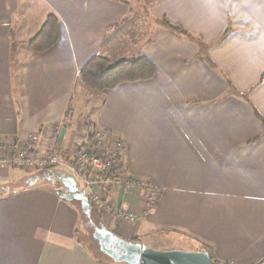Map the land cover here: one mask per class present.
I'll return each instance as SVG.
<instances>
[{
	"label": "crops",
	"instance_id": "1",
	"mask_svg": "<svg viewBox=\"0 0 264 264\" xmlns=\"http://www.w3.org/2000/svg\"><path fill=\"white\" fill-rule=\"evenodd\" d=\"M50 16L59 39L35 53ZM95 57H145L157 72L98 92L80 81ZM263 119L264 0H0V158L75 152L90 125L121 141L119 186L104 198L138 220L99 213L119 237L171 234L218 264L262 263ZM65 172L0 168V264H113L80 239ZM130 182L158 190L152 210Z\"/></svg>",
	"mask_w": 264,
	"mask_h": 264
},
{
	"label": "built area",
	"instance_id": "2",
	"mask_svg": "<svg viewBox=\"0 0 264 264\" xmlns=\"http://www.w3.org/2000/svg\"><path fill=\"white\" fill-rule=\"evenodd\" d=\"M87 130L88 136L90 138H95L96 140L94 141V143L96 142L95 147L97 149L101 148L105 150V157L107 158L106 163H102L100 159L95 158L93 156L94 154L92 153L93 155H91L90 152H88L86 149L80 150L79 154L76 157L72 158L70 162H67L65 156L62 155L46 157L36 151H20L16 159L5 160L0 158V168H6L15 165L20 168L24 167L26 170L42 171L45 169H49L50 167L59 168L61 170H68L70 175L74 179H76L77 181H81L84 185L87 186L86 188L88 193L94 194V201H96L97 204H100V196L95 192L97 184L87 181L89 170H91V172L95 171L99 174H103L105 172H111L112 174L113 172H115V169L119 168L120 154L123 151L124 144L119 140L112 141L111 137L106 132L98 130L92 125L88 126ZM1 149L2 147L0 146V150ZM87 170L88 172L86 174ZM128 186L132 188L145 189L147 192L146 208L148 211L152 210L158 200V190L146 184L139 185L132 182L128 183ZM117 213L118 217L125 222L135 223L138 220V217L131 212L120 211Z\"/></svg>",
	"mask_w": 264,
	"mask_h": 264
},
{
	"label": "rangeland",
	"instance_id": "3",
	"mask_svg": "<svg viewBox=\"0 0 264 264\" xmlns=\"http://www.w3.org/2000/svg\"><path fill=\"white\" fill-rule=\"evenodd\" d=\"M129 39H132V37H130ZM94 141H96L95 138H90V144L77 148V151H75V152H71V151H67V150L66 151H55L54 148L51 147L44 154H41L40 152L39 153L43 156H46V157L62 155V156H65V159L67 160V162H70L72 160V158L76 157L79 154L80 150L86 149L88 152H90L91 155L94 154L93 156L95 158L100 159L102 163H106L107 158L105 157L106 156L105 150L101 149V148L97 149L95 147L96 142L94 143ZM90 149H92L94 152ZM36 152H38V151H36ZM54 168L55 167H53V168L50 167L49 169L42 170V172L53 170ZM22 169H25V168L23 167ZM55 169H57V168H55ZM27 171L37 172L38 170H27ZM64 171L69 172L68 170H64ZM118 171H119V168H116L115 172H113L112 174H111V172H105L103 174H99L95 171L91 172V170H89V173L87 176V181L97 184L95 192L98 193L97 195L100 196V200H101L100 204H97L96 201H94V194L88 193L87 188H86L87 186L84 185L81 181H77L78 189H80L81 191L85 190L88 194V197L90 198V203H91V207L93 210V217L92 218L94 219L93 222H95L97 224V226H98V219H101L99 216V213L100 214L104 213L106 216H115V215L118 216V213H116V211H114V209H112V206H111L112 203L107 202L106 199L104 198L105 197L104 194H105L106 190L108 191L109 189L114 188L117 185L119 186V184H118ZM87 172H88V170L86 171V174H87ZM77 205L81 211L82 217L84 218V222L80 227V232H81L80 233V236H81L80 239L83 240V242H85L86 245H88V247L92 250V252L95 255H97L100 259L107 260L99 252V243L97 242V240L95 238V232H96L95 228L93 226L87 227L88 219L83 214V210H82L81 205L80 204H77ZM114 213H115V215H114ZM177 237L178 236L171 235V234H161V235L157 234V235H153V236L152 235L145 236V237H143L142 240H140L139 242H136V240L127 239L125 235H124V238H122L120 236V238H122L123 240L134 241L135 243H141V244L145 245L147 248H150V249H153L156 251H180V252H198V251H200V246L198 244L193 243V242L190 243L188 240H185L184 238L178 239ZM185 242H189V243H185ZM113 264H115V263H113Z\"/></svg>",
	"mask_w": 264,
	"mask_h": 264
},
{
	"label": "trees",
	"instance_id": "4",
	"mask_svg": "<svg viewBox=\"0 0 264 264\" xmlns=\"http://www.w3.org/2000/svg\"><path fill=\"white\" fill-rule=\"evenodd\" d=\"M163 26L172 33L188 36L189 34L179 26L172 25L169 21L163 20ZM59 39V21L56 17L50 16L39 35L30 44L31 50L35 53H44L50 50ZM157 68L149 59L142 57L132 61L112 63L104 57L91 59L80 72V81L89 89L98 92H105L117 88L124 83L147 81L154 78ZM257 116L259 114L257 113ZM264 125V119L262 120ZM93 217V210H92ZM88 222L94 223L93 218ZM98 219V218H97ZM101 219H98V226ZM97 226V227H98ZM136 242H139L136 239ZM209 251V247H204Z\"/></svg>",
	"mask_w": 264,
	"mask_h": 264
},
{
	"label": "water",
	"instance_id": "5",
	"mask_svg": "<svg viewBox=\"0 0 264 264\" xmlns=\"http://www.w3.org/2000/svg\"><path fill=\"white\" fill-rule=\"evenodd\" d=\"M60 181L68 189L65 198L69 201H79L84 215L91 219L89 199L79 193L76 180L68 176ZM89 226L90 223L87 224V227ZM93 227L96 230L95 238L99 243V252L115 264H218L209 251H156L141 243L123 240L103 225L99 229ZM260 264H264V261Z\"/></svg>",
	"mask_w": 264,
	"mask_h": 264
},
{
	"label": "flooded vegetation",
	"instance_id": "6",
	"mask_svg": "<svg viewBox=\"0 0 264 264\" xmlns=\"http://www.w3.org/2000/svg\"><path fill=\"white\" fill-rule=\"evenodd\" d=\"M88 223H90V222H88ZM90 226H94V223H90ZM99 228H101V224L100 223H99L98 227L96 226V229H99Z\"/></svg>",
	"mask_w": 264,
	"mask_h": 264
}]
</instances>
